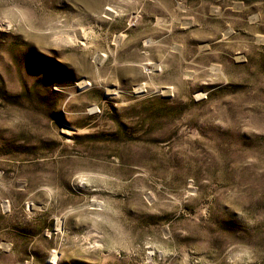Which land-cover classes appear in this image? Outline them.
<instances>
[{
  "label": "rangeland",
  "instance_id": "374dc122",
  "mask_svg": "<svg viewBox=\"0 0 264 264\" xmlns=\"http://www.w3.org/2000/svg\"><path fill=\"white\" fill-rule=\"evenodd\" d=\"M0 264H264V0H0Z\"/></svg>",
  "mask_w": 264,
  "mask_h": 264
},
{
  "label": "bare ground",
  "instance_id": "6f19581e",
  "mask_svg": "<svg viewBox=\"0 0 264 264\" xmlns=\"http://www.w3.org/2000/svg\"><path fill=\"white\" fill-rule=\"evenodd\" d=\"M110 11H111V9H110ZM113 92V91H112ZM55 259V258H54Z\"/></svg>",
  "mask_w": 264,
  "mask_h": 264
}]
</instances>
